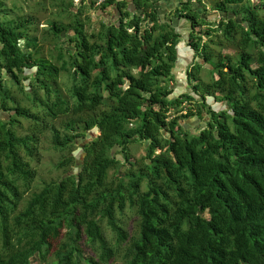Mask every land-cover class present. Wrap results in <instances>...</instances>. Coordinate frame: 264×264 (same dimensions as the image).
I'll return each mask as SVG.
<instances>
[{
  "label": "trees",
  "instance_id": "1",
  "mask_svg": "<svg viewBox=\"0 0 264 264\" xmlns=\"http://www.w3.org/2000/svg\"><path fill=\"white\" fill-rule=\"evenodd\" d=\"M244 1H212L211 8L223 16L204 33L218 28L231 43L239 33L241 50L228 61L215 54L212 39L202 40L196 27L211 20L189 0L171 8L182 30L171 24L170 8L163 10L153 0H101V9L113 5L120 15L102 20L90 34L77 12L67 24L52 21L54 37L68 28L66 40L73 43L59 45L60 65L33 57L29 47H36L37 38L28 35L30 18L0 15V78L8 73L18 82L17 71L35 68V87L24 92L42 108L40 115L17 104L14 113L44 126V117L66 115L63 132L51 126L59 151L76 136L87 137L79 170L66 171L24 197L36 174L29 160L38 136L17 134L15 116L0 115V264H38L35 259L47 256H52L47 264L106 263L114 251L100 219L118 240L126 239L115 212L127 203L135 206L138 220L121 254L124 264H264V0L248 3L241 13L234 10L231 17L228 5ZM3 7L0 0V14ZM143 19L148 22L141 26ZM181 35L202 62H193L185 73L186 80L196 81L193 89L178 94L170 81ZM204 64L217 76L199 77ZM60 70L71 78L67 95L52 86ZM37 88H44V98ZM208 96L224 100L226 108L215 110ZM8 99L0 81L1 111L9 108ZM188 99L197 107L181 116L207 114L194 131L176 115L168 117ZM94 127L98 134L91 133ZM135 139L145 144L146 157L130 162L124 176L112 180L109 169L120 161L111 147L124 151ZM73 157L64 155L57 166ZM84 246H91L95 257L83 255Z\"/></svg>",
  "mask_w": 264,
  "mask_h": 264
},
{
  "label": "rangeland",
  "instance_id": "2",
  "mask_svg": "<svg viewBox=\"0 0 264 264\" xmlns=\"http://www.w3.org/2000/svg\"><path fill=\"white\" fill-rule=\"evenodd\" d=\"M212 1L213 0H196L195 2H192L189 0V3H191L193 7H196L197 10L202 13V15H205L209 20H211V26L199 25L196 27V29L201 31L202 40L208 41L209 39H212L210 45L214 49L216 55H221L225 61H228L227 57L235 59L238 57L241 50L239 48L241 45L238 43L239 33H236V43L227 42L226 39H224L222 32L218 28H215L216 30L214 31H210L209 34L204 33L205 29H209V27H216L219 19L223 16L211 8ZM100 2L101 0H94L93 3L91 0H4V7L0 15L3 18L15 21L19 20L20 18H30V22L27 26L28 35L36 36L37 38L36 47H29L32 50L33 57H45L50 59L56 65H60L61 59L58 58V52L60 50L59 45L62 42L63 47H69L73 45V43H68L66 40V31L68 28L62 30L61 38L54 37L52 30L50 29L51 22L55 21L60 24H67L72 21L75 15L74 13L77 12V17L83 21L86 32L88 34L93 31L95 32L98 30L102 20H114L120 15L118 9L116 7L114 8L113 5L101 9L99 7ZM170 2L175 3V5H179L180 0H170ZM260 2V0H245L243 3L230 4L228 5V11H230L229 15L233 17L235 15L233 13L234 10L241 13L242 7L248 3L254 4ZM127 6L135 13H139V9L133 6L130 1H128ZM203 7H205L204 10ZM171 8H173V6H171ZM171 8L167 15L169 19L171 18L172 14ZM70 10L72 12H70ZM167 16L165 17L166 19ZM237 18L238 20H241L240 15H238ZM171 19L170 21H173L171 24L176 26L177 30H182L180 27H178L179 18L175 17L174 19ZM147 22L148 20L143 19L140 25L142 26ZM70 35H73V32H70ZM61 39H63V41ZM217 39H219V41H217ZM248 49L253 53V55L256 53V48ZM177 51V59L174 63V66L172 67L174 77L172 81H170V85L173 87L174 92L180 94L181 92L183 93L193 89V83L196 81L186 80L185 73L187 70H191L193 62H202V59L200 56L195 54V52L187 44V40L182 35L178 43ZM64 57H68L67 53H64ZM206 66L211 67L210 64L202 65L198 74L199 77H201L203 80H209L212 75L216 77L217 75L210 72ZM34 69L35 68L26 69L23 72L17 71V76L19 78L18 82H15L13 79H11L10 74L4 72L0 78V81H2L9 91V99L7 100L9 108L6 111L0 110V115L4 118H8L10 115L15 116L17 120L13 125V128L17 134L26 135L36 133L38 136L36 152L34 151L33 156L29 160L36 174L31 182L29 190L25 192L24 197H28L32 191L38 190L44 183L57 179L60 176L66 174V171L70 172L73 170H79L81 168L82 160L85 156L83 145L87 140L86 135L76 136L77 142L75 141L74 144L70 145L66 150L59 151L54 148L51 141V126L58 127L59 131L63 132L64 128L62 127V121L67 118L66 115H59L55 119L44 117L46 122V126H44L41 122L36 123L33 117L17 115L14 113L15 110L13 109V106L19 104L22 107H27L31 113L37 112L40 115L42 114V108L38 101L33 100L32 94H30V97H27L26 93L24 92L25 90L29 92L31 91L32 87H35ZM24 75H26V77H24ZM70 83L71 78L68 74V71L60 70L55 81H52V86L54 89L58 90L60 94L67 95V87L70 85ZM36 90L39 97H45L46 92L44 88H37ZM53 97V92H51L50 98L53 99ZM207 102L215 110L226 108V103L224 100H217V98L208 96ZM196 104L197 102L194 99L185 100L181 104V110L178 111L177 108L171 109L168 117L176 115L181 124H183L186 128H189L191 131H194L196 128H199L204 124L200 122L205 120L207 114L203 112V116H198L196 118L194 115L184 117L181 116L180 113L186 112L188 108L195 110L197 107ZM98 132L99 131L94 128L91 130L93 135L98 134ZM144 146L145 144L143 141L135 139L133 142L128 144L124 151H122L118 146L111 147L110 153L114 154L119 159L120 163L109 169V177L116 181L118 177L124 176V173L130 162L136 163L141 158L146 157ZM158 151L159 148L156 149V152ZM125 153H127L129 156L128 160H125L123 156ZM67 154H72L74 157L68 164L57 166V162ZM141 187L144 188V184ZM204 214L207 215L206 212ZM115 218L117 224H119L124 230V233H126L127 238L124 240H118L116 232L106 223L105 218H101L100 222L104 237L114 253L108 262H100V264H124L121 254L126 248L130 237L137 230L138 215L135 206H130L127 203L122 212H115ZM58 244L59 242L56 243V246ZM82 254L85 256L91 255L95 257L91 246H84ZM51 258L52 256H47V258L38 257L34 260V262H37L38 264H47Z\"/></svg>",
  "mask_w": 264,
  "mask_h": 264
},
{
  "label": "crops",
  "instance_id": "3",
  "mask_svg": "<svg viewBox=\"0 0 264 264\" xmlns=\"http://www.w3.org/2000/svg\"><path fill=\"white\" fill-rule=\"evenodd\" d=\"M153 1H155L156 6L163 8V10H165L166 7L171 8V6H173V7L175 6V3H171L170 0H153Z\"/></svg>",
  "mask_w": 264,
  "mask_h": 264
},
{
  "label": "flooded vegetation",
  "instance_id": "4",
  "mask_svg": "<svg viewBox=\"0 0 264 264\" xmlns=\"http://www.w3.org/2000/svg\"><path fill=\"white\" fill-rule=\"evenodd\" d=\"M197 118V117H196ZM200 123H205V121H201Z\"/></svg>",
  "mask_w": 264,
  "mask_h": 264
},
{
  "label": "built area",
  "instance_id": "5",
  "mask_svg": "<svg viewBox=\"0 0 264 264\" xmlns=\"http://www.w3.org/2000/svg\"><path fill=\"white\" fill-rule=\"evenodd\" d=\"M190 1L195 2L196 0H190Z\"/></svg>",
  "mask_w": 264,
  "mask_h": 264
},
{
  "label": "water",
  "instance_id": "6",
  "mask_svg": "<svg viewBox=\"0 0 264 264\" xmlns=\"http://www.w3.org/2000/svg\"><path fill=\"white\" fill-rule=\"evenodd\" d=\"M94 129H95V127H94ZM76 142H77V138H76V140H75ZM119 147V146H118Z\"/></svg>",
  "mask_w": 264,
  "mask_h": 264
},
{
  "label": "bare ground",
  "instance_id": "7",
  "mask_svg": "<svg viewBox=\"0 0 264 264\" xmlns=\"http://www.w3.org/2000/svg\"><path fill=\"white\" fill-rule=\"evenodd\" d=\"M104 1V0H103ZM98 5V4H97Z\"/></svg>",
  "mask_w": 264,
  "mask_h": 264
}]
</instances>
